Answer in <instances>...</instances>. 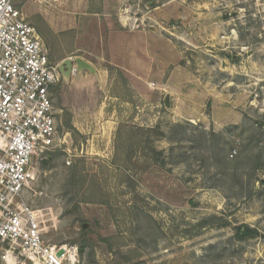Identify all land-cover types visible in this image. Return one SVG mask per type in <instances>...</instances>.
I'll use <instances>...</instances> for the list:
<instances>
[{"label": "rangeland", "instance_id": "1", "mask_svg": "<svg viewBox=\"0 0 264 264\" xmlns=\"http://www.w3.org/2000/svg\"><path fill=\"white\" fill-rule=\"evenodd\" d=\"M110 1L44 36L52 63L106 69L53 95L61 142L25 193L45 243L80 264H264V0Z\"/></svg>", "mask_w": 264, "mask_h": 264}, {"label": "built area", "instance_id": "2", "mask_svg": "<svg viewBox=\"0 0 264 264\" xmlns=\"http://www.w3.org/2000/svg\"><path fill=\"white\" fill-rule=\"evenodd\" d=\"M15 1L0 0L1 258L14 264H80L76 250L45 243L37 212L25 202L38 162L61 142L53 95L62 75Z\"/></svg>", "mask_w": 264, "mask_h": 264}, {"label": "crops", "instance_id": "3", "mask_svg": "<svg viewBox=\"0 0 264 264\" xmlns=\"http://www.w3.org/2000/svg\"><path fill=\"white\" fill-rule=\"evenodd\" d=\"M100 3V5H96ZM107 3H112L110 0H16L15 4L17 8L22 12L24 18L28 21L30 20L33 26H35L39 32V35L44 41V36L46 34H66L70 32H75L76 30L81 31L79 26L86 23L87 16L106 15L104 12L108 5ZM116 6L120 7L123 5L122 0H117L114 3ZM115 6V9L117 7ZM117 24L119 25L120 31H112L110 38L119 40L121 37L122 30L126 29L122 22L118 19ZM97 39V36L95 37ZM84 57V56H83ZM67 59V58H65ZM90 63L96 70V77L105 76V70L99 69L95 66V63L86 60ZM85 72V71H84ZM80 73L76 75L79 78L83 76L93 75L88 71V73ZM107 74V73H106ZM75 75V74H74ZM73 75V76H74Z\"/></svg>", "mask_w": 264, "mask_h": 264}, {"label": "water", "instance_id": "4", "mask_svg": "<svg viewBox=\"0 0 264 264\" xmlns=\"http://www.w3.org/2000/svg\"><path fill=\"white\" fill-rule=\"evenodd\" d=\"M59 70L62 75V80L69 84L73 75L77 72L78 74L83 73L84 71H88L93 75H97L95 68L85 61L83 58H76L73 60L72 58H67L59 64ZM167 104H169V98H167Z\"/></svg>", "mask_w": 264, "mask_h": 264}, {"label": "trees", "instance_id": "5", "mask_svg": "<svg viewBox=\"0 0 264 264\" xmlns=\"http://www.w3.org/2000/svg\"><path fill=\"white\" fill-rule=\"evenodd\" d=\"M59 89H60V87H57V90L56 91H58ZM67 127H69V126L67 125ZM69 128H71V127H69ZM71 129L74 131L73 128H71ZM46 164H47V161H46ZM80 171L81 170H79V171L76 170V167H75L74 176L76 177L78 175H82V172H80ZM83 172H85V169H83ZM238 236H239V238L241 240H245L247 238H256V237L259 236V234H258L257 231L252 230L249 227H241V228L238 229Z\"/></svg>", "mask_w": 264, "mask_h": 264}]
</instances>
